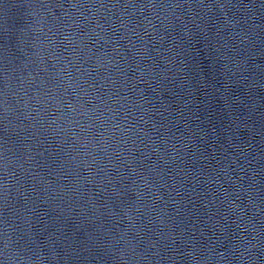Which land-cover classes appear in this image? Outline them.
I'll use <instances>...</instances> for the list:
<instances>
[{
    "label": "water",
    "instance_id": "95a60500",
    "mask_svg": "<svg viewBox=\"0 0 264 264\" xmlns=\"http://www.w3.org/2000/svg\"><path fill=\"white\" fill-rule=\"evenodd\" d=\"M0 264H264V0H0Z\"/></svg>",
    "mask_w": 264,
    "mask_h": 264
}]
</instances>
